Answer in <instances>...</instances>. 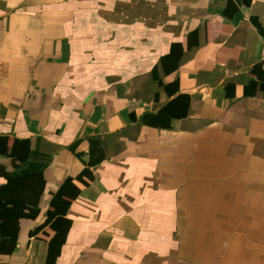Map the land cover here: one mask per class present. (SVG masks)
Wrapping results in <instances>:
<instances>
[{
	"label": "crops",
	"instance_id": "1",
	"mask_svg": "<svg viewBox=\"0 0 264 264\" xmlns=\"http://www.w3.org/2000/svg\"><path fill=\"white\" fill-rule=\"evenodd\" d=\"M263 51L264 0H0V264H264Z\"/></svg>",
	"mask_w": 264,
	"mask_h": 264
},
{
	"label": "water",
	"instance_id": "2",
	"mask_svg": "<svg viewBox=\"0 0 264 264\" xmlns=\"http://www.w3.org/2000/svg\"><path fill=\"white\" fill-rule=\"evenodd\" d=\"M241 17L240 13H237L235 19H239Z\"/></svg>",
	"mask_w": 264,
	"mask_h": 264
},
{
	"label": "built area",
	"instance_id": "3",
	"mask_svg": "<svg viewBox=\"0 0 264 264\" xmlns=\"http://www.w3.org/2000/svg\"><path fill=\"white\" fill-rule=\"evenodd\" d=\"M263 57H264V51H263Z\"/></svg>",
	"mask_w": 264,
	"mask_h": 264
}]
</instances>
